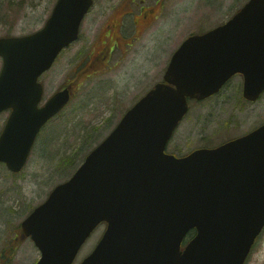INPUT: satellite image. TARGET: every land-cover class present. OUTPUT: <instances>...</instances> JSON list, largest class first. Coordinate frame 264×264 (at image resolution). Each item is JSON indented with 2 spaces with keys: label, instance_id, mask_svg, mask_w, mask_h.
Listing matches in <instances>:
<instances>
[{
  "label": "water",
  "instance_id": "95a60500",
  "mask_svg": "<svg viewBox=\"0 0 264 264\" xmlns=\"http://www.w3.org/2000/svg\"><path fill=\"white\" fill-rule=\"evenodd\" d=\"M93 3L58 0L42 29L0 38V112L13 109L0 161L13 171L72 96L67 87L39 106V77L79 38ZM235 74L244 77L245 98L264 92V0H249L225 24L184 40L164 80L23 221L41 251L36 264H72L102 221V239L80 264H244L264 228V124L215 148L166 153L189 100L217 93Z\"/></svg>",
  "mask_w": 264,
  "mask_h": 264
},
{
  "label": "rangeland",
  "instance_id": "374dc122",
  "mask_svg": "<svg viewBox=\"0 0 264 264\" xmlns=\"http://www.w3.org/2000/svg\"><path fill=\"white\" fill-rule=\"evenodd\" d=\"M248 0H137L155 11L152 23L132 46L85 70L99 54L92 44L102 26L127 12L128 0H96L81 26V37L70 45L42 80L47 97L70 79L73 98L60 117L39 134L24 172L10 176L0 169V264H35L40 252L20 237L21 222L42 204L58 184L68 180L86 156L115 128L125 112L163 76L174 51L190 35L230 19ZM57 0H0V37L31 34L41 29ZM133 6V4H132ZM139 5L135 7L138 13ZM152 17V15H151ZM130 15L123 32L131 33ZM2 59L0 58V71ZM225 89L194 102L170 140L169 152L187 154L201 146H217L264 123V94L245 102L242 77ZM226 84V85H227ZM192 103V101H191ZM105 226L83 244L79 264L98 244ZM247 264H264V233Z\"/></svg>",
  "mask_w": 264,
  "mask_h": 264
},
{
  "label": "flooded vegetation",
  "instance_id": "af4514ba",
  "mask_svg": "<svg viewBox=\"0 0 264 264\" xmlns=\"http://www.w3.org/2000/svg\"><path fill=\"white\" fill-rule=\"evenodd\" d=\"M144 1L145 0H141V2H144ZM128 2H129V4L126 6V9H129V10L127 12L121 14L120 19L118 18V16H115V13L117 12V10H114V12H113L114 17H112L110 20H108L106 22V26H102L101 29L99 30V32L97 33V38L91 47L93 48V52H97V54H99V55L97 56V58H95L94 63L93 64L90 63L89 66L85 70L88 71L91 67H93L97 63L100 65L101 62L105 61V59H108L114 51L124 50L126 47L132 46L133 42L136 39H139L140 36L144 33V30L147 29L148 26L152 23L153 19L156 16L155 11L150 10L147 7H143V6L140 7L141 3L138 4L137 0H128ZM132 4H133V6H132ZM137 5H139L138 11L140 10L138 13H136L137 11H135V7ZM125 15H130L129 19L131 20V22L128 23V26L130 28L131 27L134 28L131 33L123 32V27L125 25H127L125 23V21L123 20V17ZM151 15H152V17H151ZM125 28H126V26H125ZM41 82L44 86V92H45L46 91L45 81L41 79ZM70 83H71L70 79H67L65 81L64 85H66V86L71 85ZM243 83H244V81L242 78V93H243ZM54 93H52V94H54ZM216 95H214V96H216ZM244 100H245V102H251V101H247L245 98H244ZM43 104H44V102H43ZM64 111H65V109H62L57 115L53 116L41 128L39 134L43 130L45 132L46 131L45 129L49 126V124H52L53 122H55L60 117V115L64 113ZM12 113H13L12 109L3 110L0 113V139H1V137L5 131L6 127H7V124L10 121V116L12 115ZM39 134H38V136H39ZM38 136H37V138H38ZM9 137H11V136H9ZM170 153L180 155L179 153H176V152H170ZM27 165H28V163H26V165L20 171L15 172V171H12L11 169H9V167L7 166V164L5 162L0 161V169L5 170V172L7 174H9L10 176H14V177L20 176L24 172ZM103 225L106 226V223H102V226ZM195 235H196V230L190 231V233L186 237V241L184 242L183 247H185L186 244ZM261 236L262 235H260L258 237L257 243L259 242ZM257 243H256V245H257Z\"/></svg>",
  "mask_w": 264,
  "mask_h": 264
}]
</instances>
